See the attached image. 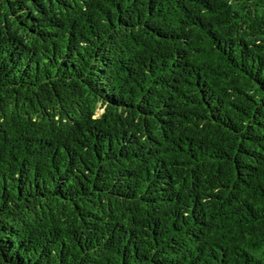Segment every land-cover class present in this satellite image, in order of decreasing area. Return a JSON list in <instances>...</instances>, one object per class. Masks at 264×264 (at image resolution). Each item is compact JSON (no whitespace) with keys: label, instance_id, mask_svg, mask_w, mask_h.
<instances>
[{"label":"trees","instance_id":"trees-1","mask_svg":"<svg viewBox=\"0 0 264 264\" xmlns=\"http://www.w3.org/2000/svg\"><path fill=\"white\" fill-rule=\"evenodd\" d=\"M0 264H264V0H0Z\"/></svg>","mask_w":264,"mask_h":264}]
</instances>
